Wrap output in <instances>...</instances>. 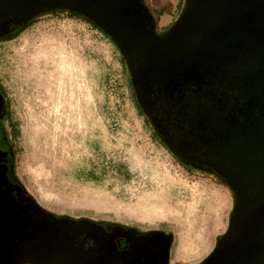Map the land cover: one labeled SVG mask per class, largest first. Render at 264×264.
<instances>
[{"label":"rangeland","instance_id":"obj_1","mask_svg":"<svg viewBox=\"0 0 264 264\" xmlns=\"http://www.w3.org/2000/svg\"><path fill=\"white\" fill-rule=\"evenodd\" d=\"M143 2L155 21L177 6L171 22L184 4ZM60 60L70 67L59 68ZM0 86L17 131L16 176L40 207L161 231L172 236L169 264H199L210 254L227 229L232 194L181 169L155 142L126 64L99 30L65 13L37 17L0 41Z\"/></svg>","mask_w":264,"mask_h":264},{"label":"water","instance_id":"obj_2","mask_svg":"<svg viewBox=\"0 0 264 264\" xmlns=\"http://www.w3.org/2000/svg\"><path fill=\"white\" fill-rule=\"evenodd\" d=\"M54 11L80 14L108 36L135 90L140 80L168 87L209 74L258 96L254 119L231 122L200 156L185 159L216 174L233 199L226 231L199 264H264V0H184L161 35L141 0H0V39ZM28 201L23 215L13 208L0 211L6 264H169L170 235L138 234L120 225L106 232L93 220L58 218ZM117 238L128 247L119 251Z\"/></svg>","mask_w":264,"mask_h":264},{"label":"flooded vegetation","instance_id":"obj_3","mask_svg":"<svg viewBox=\"0 0 264 264\" xmlns=\"http://www.w3.org/2000/svg\"><path fill=\"white\" fill-rule=\"evenodd\" d=\"M152 23L156 35H161L168 31L174 22ZM137 84L136 90L131 86L134 99L150 127L151 136L155 142L181 169L208 175L218 183L224 182L207 167H199L187 161L185 157L200 156L206 149V143L213 145L219 135L232 126L231 122L254 119L258 112L257 104L260 102L258 96L247 93L238 88V84H233L226 76L220 75L199 74L168 87L143 80ZM138 98L142 105L138 102ZM6 104L5 98H2L0 104V211L13 208L18 212L21 210L23 215L29 204L28 198L31 196L16 176L15 150L7 126L11 118L9 114L6 115ZM102 226L107 232L112 225L102 224ZM125 229H134L138 234L144 233L133 227ZM0 232H2L1 227ZM115 243L119 251L128 247L123 238H117ZM90 245L91 241L86 244V247ZM0 264H6L1 253Z\"/></svg>","mask_w":264,"mask_h":264},{"label":"trees","instance_id":"obj_4","mask_svg":"<svg viewBox=\"0 0 264 264\" xmlns=\"http://www.w3.org/2000/svg\"><path fill=\"white\" fill-rule=\"evenodd\" d=\"M142 3L145 5V3L143 2V0H141ZM184 2V0H183ZM146 6V5H145ZM147 7V6H146ZM148 8V7H147ZM149 12H150V9L148 8ZM55 13H65L67 14L68 16H70L71 18H77V19H82L84 22L90 24L92 27H94L96 30H99L107 39L108 36H106L97 26H95V24H93L89 19H87L86 17L80 15V14H77V13H74V12H67V11H54V12H50V13H45V14H40L34 18H31L27 23H25L24 25L18 27V28H13L10 32L9 35H7L6 37H3L0 39V41H10L16 37H18L29 25H31L32 23H34V20L37 18V17H40L42 15H46V14H55ZM180 13V12H179ZM151 14V12H150ZM152 16V14H151ZM160 16H162V13L160 14ZM153 17V16H152ZM159 19V18H158ZM158 19L157 21H155L154 17H153V20L154 22H158ZM110 40V39H109ZM0 95L2 96V98H5V95L3 93V90L0 86ZM6 100V98H5ZM5 108H6V115L8 116L9 112H8V104L5 105ZM10 116V114H9ZM11 118V117H10ZM12 125V126H11ZM7 126L9 127V130H10V134H11V140H13L14 136L17 137V131H16V128L14 127V125L9 121V123L7 124ZM126 171V170H125ZM126 173H128L126 171ZM221 184H225L224 182H222ZM58 216V215H57ZM60 217H63V216H60ZM96 223L98 224H105V225H113V224H110L108 222H105V221H96ZM125 228H128L129 226H124ZM165 234V233H164ZM166 235V234H165Z\"/></svg>","mask_w":264,"mask_h":264},{"label":"crops","instance_id":"obj_5","mask_svg":"<svg viewBox=\"0 0 264 264\" xmlns=\"http://www.w3.org/2000/svg\"><path fill=\"white\" fill-rule=\"evenodd\" d=\"M175 10H177V6L176 7L174 6L171 10H168V12H167L168 15H165V13H164V15L160 16L158 22H161V24L171 22V20L174 18L173 16L175 14V12H174ZM170 14H172V15H170ZM167 18H169V19H167Z\"/></svg>","mask_w":264,"mask_h":264},{"label":"bare ground","instance_id":"obj_6","mask_svg":"<svg viewBox=\"0 0 264 264\" xmlns=\"http://www.w3.org/2000/svg\"><path fill=\"white\" fill-rule=\"evenodd\" d=\"M60 66L62 67V68H67V67H70L69 65H68V63H67V60H60V62H59V68H60ZM192 211H193V208H192Z\"/></svg>","mask_w":264,"mask_h":264}]
</instances>
